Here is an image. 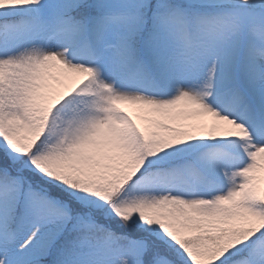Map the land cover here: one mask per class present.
Returning <instances> with one entry per match:
<instances>
[{"label": "snow or ice", "instance_id": "snow-or-ice-1", "mask_svg": "<svg viewBox=\"0 0 264 264\" xmlns=\"http://www.w3.org/2000/svg\"><path fill=\"white\" fill-rule=\"evenodd\" d=\"M0 264H264V0H0Z\"/></svg>", "mask_w": 264, "mask_h": 264}, {"label": "bare ground", "instance_id": "bare-ground-1", "mask_svg": "<svg viewBox=\"0 0 264 264\" xmlns=\"http://www.w3.org/2000/svg\"><path fill=\"white\" fill-rule=\"evenodd\" d=\"M132 111L135 113V115L137 116V118H139L140 117V113H138V112H136V110L135 109H132Z\"/></svg>", "mask_w": 264, "mask_h": 264}]
</instances>
